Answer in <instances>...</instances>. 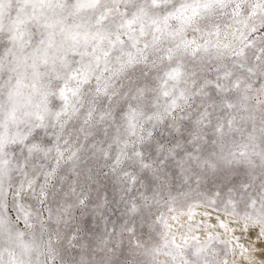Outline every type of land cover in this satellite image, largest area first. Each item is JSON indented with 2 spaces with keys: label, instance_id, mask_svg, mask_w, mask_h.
Wrapping results in <instances>:
<instances>
[{
  "label": "snow or ice",
  "instance_id": "1",
  "mask_svg": "<svg viewBox=\"0 0 264 264\" xmlns=\"http://www.w3.org/2000/svg\"><path fill=\"white\" fill-rule=\"evenodd\" d=\"M0 264H264V0H0Z\"/></svg>",
  "mask_w": 264,
  "mask_h": 264
}]
</instances>
